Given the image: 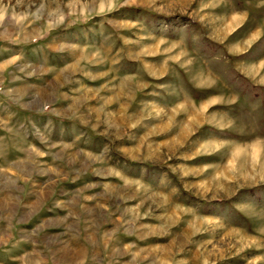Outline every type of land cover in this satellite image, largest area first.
I'll use <instances>...</instances> for the list:
<instances>
[{
	"label": "rangeland",
	"instance_id": "1",
	"mask_svg": "<svg viewBox=\"0 0 264 264\" xmlns=\"http://www.w3.org/2000/svg\"><path fill=\"white\" fill-rule=\"evenodd\" d=\"M263 83L264 0H0V264H264Z\"/></svg>",
	"mask_w": 264,
	"mask_h": 264
},
{
	"label": "crops",
	"instance_id": "2",
	"mask_svg": "<svg viewBox=\"0 0 264 264\" xmlns=\"http://www.w3.org/2000/svg\"><path fill=\"white\" fill-rule=\"evenodd\" d=\"M241 16L240 15H237V14H234L233 15V18L231 19V22L230 23H232V22H235L236 24H234L235 26H237L239 23H240V21H241ZM235 20V21H234ZM237 21V22H236ZM240 25L241 24H239V26H238V28L240 27ZM234 26V27H235ZM233 27V28H234ZM233 28H231V29H233ZM230 29V30H231ZM229 30V31H230ZM261 34H262V29L260 28L259 29V27H254V28H252V30H250L249 31V33H248V35L246 34L244 37L242 36L241 37V39L242 40H244V41H242L241 42V44H243V46H248V45H250V44H254L256 41H258L259 39H260V36H261ZM242 50V47H240L239 45H238V47H237V51L239 52V51H241ZM264 84V83H263ZM22 170V172H23V169H21ZM42 197H43V195H41ZM119 238L121 239V242L123 241V239H122V237H120L119 236ZM79 249V248H78ZM78 252L80 253V252H83V251H81L80 249L78 250Z\"/></svg>",
	"mask_w": 264,
	"mask_h": 264
}]
</instances>
